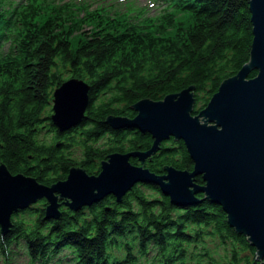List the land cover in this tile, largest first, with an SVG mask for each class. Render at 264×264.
<instances>
[{
	"label": "trees",
	"instance_id": "16d2710c",
	"mask_svg": "<svg viewBox=\"0 0 264 264\" xmlns=\"http://www.w3.org/2000/svg\"><path fill=\"white\" fill-rule=\"evenodd\" d=\"M164 3L171 12L157 30L137 29L123 19L107 17L87 33L67 11L55 7L46 11L33 3L12 24L0 13V163L14 174L50 185L66 179L73 166L96 173L106 153L147 150L154 142L147 131L111 127L109 114L135 117L133 102L159 100L189 84L195 86L193 113L205 107L221 82L250 57L249 4L247 0ZM176 11L186 12L188 19H178ZM3 26L11 30L1 40L6 33ZM5 41L11 44L4 51ZM62 69L90 85L85 118L64 132L51 117L54 91L68 78ZM256 74L253 70L249 76ZM46 135L53 139L48 141ZM76 149L81 150L80 159ZM131 161L141 164L138 156ZM166 164L194 169L184 140L163 141L146 161L158 174L166 172ZM195 181L205 184L202 174ZM197 196L202 198L198 203L177 205L157 184L138 182L121 201L109 194L78 210L65 205L59 216L51 218L44 216V197L20 210L36 216L33 225L15 219L7 234L0 230V248L9 259L13 244L23 240L31 260L42 262L68 249L74 264H260L257 248L229 224L223 206L204 192ZM208 236L219 237L227 248L228 256L221 262L209 250Z\"/></svg>",
	"mask_w": 264,
	"mask_h": 264
},
{
	"label": "water",
	"instance_id": "95a60500",
	"mask_svg": "<svg viewBox=\"0 0 264 264\" xmlns=\"http://www.w3.org/2000/svg\"><path fill=\"white\" fill-rule=\"evenodd\" d=\"M247 2L253 23L250 57L235 75L221 82L219 90L199 112L193 113L195 86L189 84L159 100L133 102L138 112L135 117L106 116L115 129L138 128L151 133L154 142L149 149L106 153L100 171L90 173L82 165L73 166L66 179L52 185L24 173L14 174L1 162V233L7 234L13 227V214L44 197V216L51 218L61 214V195L72 198L65 200L64 205L78 209L112 191L120 201L138 182L152 183L177 205L200 202L198 192L221 204L229 224L237 233L247 236L257 248L256 258L264 264V0ZM253 70L257 74L250 77ZM89 90L90 85L77 77L67 79L55 89L51 117L61 132L85 118ZM171 137L184 140L195 164L193 170L166 164V172L158 174L146 165L161 143ZM132 156H138L141 164H134ZM198 174L203 175L205 184L196 183Z\"/></svg>",
	"mask_w": 264,
	"mask_h": 264
},
{
	"label": "rangeland",
	"instance_id": "374dc122",
	"mask_svg": "<svg viewBox=\"0 0 264 264\" xmlns=\"http://www.w3.org/2000/svg\"><path fill=\"white\" fill-rule=\"evenodd\" d=\"M31 3L35 4L37 8H41L42 10L46 11H49L52 7H55L56 10L62 9V11H67L69 17L74 20L72 22H77V27L82 29V31H86L87 33L95 30V27L98 24L97 20L107 17L123 19L128 23L135 25L137 29L157 30L160 26H162L161 24L165 23V16L171 12V8H167L169 5H166L164 0H0V13H2L3 16H5L12 24L16 21L18 22L20 12ZM176 15L180 20L188 19V14L186 12L176 11ZM10 30V27L3 26L2 31L6 33L1 38V40H3L6 35L9 34ZM168 30L174 31L171 28H168ZM14 31L16 32L17 28L14 29ZM10 44V41H5L2 50H7ZM62 73L64 77H68L67 79L70 78V73L68 70L62 69ZM44 138H47L48 141H50L53 139V135H46ZM74 153L77 155L76 158H81L80 149H76ZM46 205L47 202L44 206ZM63 206L65 205L60 206V210H62L61 208ZM15 219H23L26 220V222H24L25 224L33 225L36 221V216L33 218L31 214L27 215L26 213H21L20 211L14 214L13 220ZM207 246L209 250L215 255L216 259L220 262L226 256H228V250L219 237L208 236ZM25 247L26 246L23 240L18 243H14L9 259V255L6 258L4 251H1L0 248V264L75 263L73 259L68 257L72 254L68 249H64L62 251V254H60L61 258L57 257V255H54L50 261L42 262L40 260L36 261L34 258L31 260L30 255L28 254Z\"/></svg>",
	"mask_w": 264,
	"mask_h": 264
},
{
	"label": "bare ground",
	"instance_id": "6f19581e",
	"mask_svg": "<svg viewBox=\"0 0 264 264\" xmlns=\"http://www.w3.org/2000/svg\"><path fill=\"white\" fill-rule=\"evenodd\" d=\"M54 190L57 191L58 189H54ZM54 190H53V191H54ZM53 191H52V192H53ZM58 191H60V189H59ZM108 192H109V191H108ZM42 194H45V193H42ZM109 194H113V195L116 196V192H115V191L109 192L108 195H109ZM61 196H62V198L65 199V200L69 199V201H70V200L72 201V198H71V197H64L63 195H61ZM106 196H107V195H106ZM120 200H121V199H120ZM97 201H98V200H97ZM94 202H95V201H94ZM92 203H93V202H92ZM92 203H90V204H92ZM66 204H67V203H66ZM90 204H88V203H84V204H82L81 206H83V205H90ZM73 209L77 210L76 208H73ZM51 217H52V216H51ZM53 217H57V216L53 215Z\"/></svg>",
	"mask_w": 264,
	"mask_h": 264
}]
</instances>
